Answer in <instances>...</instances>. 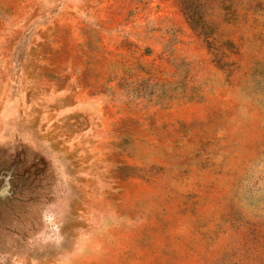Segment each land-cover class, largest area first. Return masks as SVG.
Returning <instances> with one entry per match:
<instances>
[{"label": "rangeland", "instance_id": "374dc122", "mask_svg": "<svg viewBox=\"0 0 264 264\" xmlns=\"http://www.w3.org/2000/svg\"><path fill=\"white\" fill-rule=\"evenodd\" d=\"M0 264H264V0H0Z\"/></svg>", "mask_w": 264, "mask_h": 264}]
</instances>
